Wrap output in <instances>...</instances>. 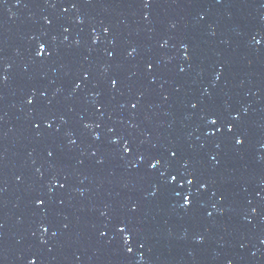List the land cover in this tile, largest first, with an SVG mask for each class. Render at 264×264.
Here are the masks:
<instances>
[{
	"label": "water",
	"instance_id": "obj_1",
	"mask_svg": "<svg viewBox=\"0 0 264 264\" xmlns=\"http://www.w3.org/2000/svg\"><path fill=\"white\" fill-rule=\"evenodd\" d=\"M0 264H264V0H0Z\"/></svg>",
	"mask_w": 264,
	"mask_h": 264
},
{
	"label": "snow or ice",
	"instance_id": "obj_2",
	"mask_svg": "<svg viewBox=\"0 0 264 264\" xmlns=\"http://www.w3.org/2000/svg\"><path fill=\"white\" fill-rule=\"evenodd\" d=\"M134 107H135V105H134ZM210 123L213 124V125H215V124L217 123V121H216L215 119H211V120H210ZM229 131H231V126H229ZM236 143H237V144H240V143H242V140H240V139L238 138V139L236 140ZM125 151L127 152L128 149L125 148ZM157 163H159V161H157ZM150 167L155 168V167H156V164H152V165H150ZM173 179H175V178L173 177ZM188 183H192V181L190 180V181H188ZM38 203H43V201H39ZM189 203H190V201H189V199L186 197L185 200H184V204H185V205H188ZM121 231H123V229H121ZM129 251H131V249H129Z\"/></svg>",
	"mask_w": 264,
	"mask_h": 264
}]
</instances>
